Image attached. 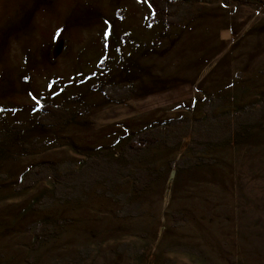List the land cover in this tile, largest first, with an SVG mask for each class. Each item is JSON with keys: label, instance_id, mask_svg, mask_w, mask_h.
Returning a JSON list of instances; mask_svg holds the SVG:
<instances>
[{"label": "rangeland", "instance_id": "obj_1", "mask_svg": "<svg viewBox=\"0 0 264 264\" xmlns=\"http://www.w3.org/2000/svg\"><path fill=\"white\" fill-rule=\"evenodd\" d=\"M0 146V264H264V0H0Z\"/></svg>", "mask_w": 264, "mask_h": 264}, {"label": "trees", "instance_id": "obj_2", "mask_svg": "<svg viewBox=\"0 0 264 264\" xmlns=\"http://www.w3.org/2000/svg\"><path fill=\"white\" fill-rule=\"evenodd\" d=\"M154 7H156V6L154 5ZM228 97L230 98V101H232L231 98H233V97H231V96H228ZM226 98H227V95L225 96V99ZM238 98L239 97H237V96L235 97L234 96V99H238ZM228 106L230 107L231 104H228ZM45 110H47V113L49 114L50 118H49V121H47L48 122L47 124H46L45 121H44V123L46 125L52 127V128H53V126H55V125H57L59 123L71 122L75 118V114L68 107H63V106L58 105V104H53V103H50V102H45ZM234 110L235 109L233 107L232 108H229L228 112H229V115L230 116H231V114H233ZM61 117H62V120H60ZM232 119H233V117H232ZM234 120H236V119H234ZM234 122L233 121L230 122L229 123L230 125L228 127L230 128L231 124L241 123L239 121H234ZM19 126H21V125H19L18 122L14 124V127H18L19 128ZM21 128H19V129H21ZM125 131H128V130H124L123 129V131H122L123 134H121V135L129 136L128 141L126 140L127 143L124 144L122 146V148H120V149H115V148L112 149L111 147L102 149V151L99 152L100 157H102L101 155H103V154H107V155H109V157L116 158L117 161H120L122 159L121 161H123V163L126 165L127 162H128V159H126L125 157H122V158H119V157L121 155L122 156H125L126 153H127V151H126L127 149H129V151H131V153L133 154V156L135 155L134 157H137L138 158L137 159V162L138 163H141V162L144 161V159L147 156V153L152 154L151 152L155 150V148H153L157 144V141L155 140V138L156 137L158 138V136H156V134H154L155 136H150V137H153V138H150V137H148L149 135H147L148 133L136 134L135 135V133H133V131H132V133L129 132L128 135H126ZM182 135L186 136L188 134H187L186 131H183V134ZM182 135L180 136L181 138L179 137V140L182 139ZM237 138H238V136H237ZM228 141L231 142L230 140H228ZM5 151H6V149L0 146V157H2V156L3 157H7ZM91 155H92V159L89 162L95 163V160L94 159L96 158V155L95 156H93V154H91ZM93 167H94L95 170H93L94 171L93 174H92V172L90 173V178L93 175L96 176V177H98V178H101V177H103V174H105V172L107 173V170H105V168L103 169L99 165L98 166L93 165ZM178 169H179V167H178ZM178 169H177V172H178ZM101 170H102L101 173H97L98 171H101ZM158 174L161 175L163 173H162V171H158ZM92 180H93V178H92ZM154 184H155V182H154ZM137 185L138 184H135V186H137ZM152 186H153V184H152ZM87 196H88V194L86 195V197Z\"/></svg>", "mask_w": 264, "mask_h": 264}]
</instances>
